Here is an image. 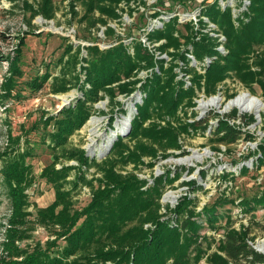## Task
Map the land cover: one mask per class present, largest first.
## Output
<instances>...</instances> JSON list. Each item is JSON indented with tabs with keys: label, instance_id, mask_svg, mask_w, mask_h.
<instances>
[{
	"label": "trees",
	"instance_id": "16d2710c",
	"mask_svg": "<svg viewBox=\"0 0 264 264\" xmlns=\"http://www.w3.org/2000/svg\"><path fill=\"white\" fill-rule=\"evenodd\" d=\"M78 1L84 9L81 22L106 25L110 19L120 17L119 3L130 0ZM177 1L188 6L191 0ZM202 3L200 13L217 25L225 36L224 42L202 30L206 27L202 18L197 29L190 21L180 24L178 16L171 17L162 28L149 33V39L153 41L164 39L159 47L170 57L167 63L163 59L155 60L139 40L129 45L119 41L105 49L90 45L85 56H79V46L76 50L71 43L67 46L65 52L71 60L64 61L62 72L55 77L53 91L66 92L75 85L81 96L57 113L41 117L45 127L43 143L53 149V161L41 170L39 176L51 185L55 196L45 207L34 206L35 221L49 229L53 238L44 244L38 242L32 249L18 244L28 238L31 230L29 217L33 213L29 210L26 190L33 185L34 175L32 166L26 162V157L32 154L30 148L22 149L20 138H12V145L0 154V175L10 202L0 264H199L202 260L206 264H264V254L248 243L249 231L244 224L236 227L228 218L226 226L219 228L223 229V234L212 251L208 250V236L200 234L202 221L214 230L219 227L214 226L221 218L218 204L234 201L226 200L222 195L213 205L198 208L199 198L193 193L203 186L193 179L183 182L190 191L184 193L174 207L164 206L160 203L164 184L173 182L179 171L174 178L158 177L153 185L142 189L144 182L134 174L123 175L116 170L119 164L138 163L145 155L154 156L157 150L179 149L178 135L190 128L206 132L210 127L208 119H195V110L191 111L193 120H186L187 109L195 106L194 99L199 91L207 96L213 95L219 84L233 77L252 94L257 93L256 85L264 97V0H250L247 9L236 14L230 5L221 7L218 0H202ZM25 4L31 11L28 22L39 14L44 18L55 16L52 0H39L36 7L27 0ZM168 9L172 6L169 5ZM71 10L78 14L74 3ZM96 11L98 17H95ZM158 14L154 9L153 15ZM179 25L186 29V34L178 28ZM112 31L113 27H106V34ZM220 44L226 53L218 50ZM22 45L24 39L21 36L15 54L1 59L8 62L2 83L7 96L11 95L16 78L23 73L20 68ZM129 47L135 50L131 48V51ZM189 50L199 64L206 57L210 59L204 72L190 64L186 55ZM62 59L63 56L60 61ZM179 62L182 63L181 70L190 75V86L186 87L185 81L178 77L176 68ZM143 68L152 71L141 80L138 74ZM46 78L35 79L33 83L41 86ZM134 90L143 94L142 99L136 103L130 129L124 136L115 138L111 150L100 159L101 162H96L102 175L97 178L98 186L93 187L83 171L69 180L71 171L79 167L66 165L62 160L76 159L86 167L95 161L90 159L89 163L83 150L69 146V137L89 118L94 103L104 98L111 104L118 103V94ZM237 116V111L233 110L227 118L218 117L213 131L216 143L228 146L242 137L253 140L251 134L230 123ZM113 119L111 114L109 123ZM162 120H166L165 125L160 123ZM253 121L250 116H245L246 124ZM49 126L52 128L48 130ZM126 138L133 141L132 147L125 143ZM258 152L257 161H263V140L258 143ZM58 163L60 168L56 167ZM202 173L204 175V171ZM232 176L229 172L223 174L226 179ZM79 182L91 187L90 201L82 209L74 207L72 194ZM68 184L72 187L67 188ZM238 204L245 211L255 205L264 206V192L243 198ZM60 240L63 242L59 243Z\"/></svg>",
	"mask_w": 264,
	"mask_h": 264
},
{
	"label": "rangeland",
	"instance_id": "374dc122",
	"mask_svg": "<svg viewBox=\"0 0 264 264\" xmlns=\"http://www.w3.org/2000/svg\"><path fill=\"white\" fill-rule=\"evenodd\" d=\"M25 1L0 0V154L12 145L11 140L15 137L20 138L19 146L22 149L29 147L32 153L26 157V162L32 166L34 175L33 185L26 190L30 202L29 210L33 213L29 217L31 230L28 238L18 242L20 247L32 249L38 242L44 244L46 240L53 238L49 229L40 226L35 221L34 206L45 207L54 200L55 196L51 185L39 176L41 170L53 161V149L47 143H43L45 127L41 117L57 113L62 107L72 105L75 99L81 96V92L75 85L66 92L55 93L53 91L55 77L62 72L64 61L70 59V55L65 52L67 46L71 43L72 48L75 50L79 46V56L82 54L85 56L86 49L91 44L98 45L97 42L102 43V41L95 35L96 32L93 31V29L96 30L97 24L100 23L95 22L88 25L86 21H80V16L84 9L78 0H74V2L73 0H52L55 7V16L44 18L39 14L32 18L30 22L28 20L31 11ZM27 1L36 7L39 0ZM212 1L209 0V2ZM218 1L223 8L226 5H230L235 14L244 9L243 5H241L242 0ZM73 3L78 14L72 13L71 4L73 5ZM202 4V0H191L188 2L189 7L177 0H130L127 3L126 1H121L117 8L121 14L120 17L110 20L115 28L123 34L116 29L107 34L105 32V40L111 45L103 48L116 45L119 41L129 45L131 42L139 40L148 52L154 56L155 60H160L162 58L156 57L154 52L142 42L140 39L141 34L145 33L150 43H155V47L160 49L159 45L164 42V39L153 41L149 39V33L162 28L164 22L170 19L168 14L171 13H189V17L184 18H180L177 15L179 23L183 24L190 21L196 24L194 26L198 29L197 21L193 22L192 20L194 19L191 16H197ZM169 5L172 6L170 10L168 9ZM130 9H132L131 13H129ZM154 9L159 12L157 16L153 15ZM142 13L144 14L143 17L141 16ZM95 14V17L99 16L97 11ZM151 23L157 26L148 28ZM72 27L75 29L74 33L73 31L71 32L73 30ZM178 28L184 34L187 33L183 26L179 25ZM21 36L24 39V45L21 46L20 61V68L23 73L16 78V84L11 91V95L7 96L3 90L2 83L7 74L8 62L1 61V59L5 58L2 56H13L15 54V49L18 47ZM129 37H133V39L126 41ZM131 48L129 47L130 50ZM132 49L135 50V48ZM160 50L164 52L162 49ZM62 56L63 59L60 61ZM149 69L151 68H143L141 70ZM73 72L75 74V71ZM44 76H47V78L41 83V86L33 83L35 79L42 80ZM139 85L140 82H138L137 86ZM190 85L187 84L185 86ZM254 86L257 90L256 94H252L238 80L230 77L219 84L216 93L213 95L207 96L202 91H199L198 97L194 99L195 106L187 109L186 120H192L191 111L195 110V119H208L210 127H208L206 132L202 133L200 129L190 128L188 132H181L178 135L179 149L157 150L154 156L145 155L141 158L142 161L138 163L129 162L116 166V170L119 173L123 175L134 174L138 179L142 180L144 182L142 189L153 185L158 177L174 178L176 171H179V175L175 177L173 182L166 181L164 184L160 197V203L164 206L174 207L180 197L190 191L188 185L183 182L193 179L203 186V189L193 193L199 198L198 208L203 205H213L222 195L226 200L234 201V203L227 201L224 204H218V214L221 218L214 225L215 227L219 226L217 230L202 221L203 226L200 234L208 236L209 251L216 249L218 238L223 234V229L219 228L226 226L225 222L228 218L233 220L234 226L239 227L240 224H244L248 228L250 237L248 243L253 248L258 249L257 246L264 245V206L255 205L245 211L238 204L243 198L259 196L264 192V160L257 161L259 154L258 143L262 142V140L264 141V107L257 114L253 111L242 110L237 106L225 107L228 100L239 97L245 92L258 97L264 103V97L261 95L259 88L256 85ZM137 95L138 91L134 90L132 93L118 94L116 96L118 103L111 104L108 99L104 98L93 104L91 115L69 137L68 143L69 146L83 150L89 163L91 162L90 159L95 161L94 164H87L88 166L86 167V164H81L76 159L62 160L66 165L79 167L71 171L69 180H73L79 171H83L86 179L92 181L93 187L98 186L97 178L102 175L96 162H101L100 159L104 157L105 152L111 150L115 138L124 135L122 133L123 135L112 137L124 120L128 119L131 121L132 117L129 118L128 115L130 113L133 114L135 111L133 107L135 98L133 97ZM212 96L221 97L219 105L209 104L202 107L201 101L208 100ZM233 110H236L238 114L234 124L240 126L246 133L251 134L254 137L253 140L242 137L236 143L228 146L216 143V136L213 131L218 124V117L227 118L228 114ZM111 114L114 119L112 123H109ZM245 116L253 118V123L246 124ZM165 122L166 120H162L160 123L165 125ZM51 128L49 126L47 129ZM124 141L132 147L133 141L130 142L129 138ZM104 145L108 149L105 150ZM100 150L103 151L102 154H99ZM193 151L198 152L201 157L187 160L186 157L191 155ZM1 166L2 161H0ZM56 167L60 168L61 164L58 163ZM203 171L204 175H202ZM224 172H229L233 176L226 179L223 177ZM66 187L71 188L72 184H68ZM72 194L74 207L82 209L90 201L91 187L86 183L79 182L72 190ZM9 209L10 202L0 175V254L4 224L10 212ZM161 210L164 211L165 208L162 207ZM62 242V240L59 241V243ZM259 252L264 254L262 251ZM199 264L206 263L202 260Z\"/></svg>",
	"mask_w": 264,
	"mask_h": 264
},
{
	"label": "built area",
	"instance_id": "2783aa9c",
	"mask_svg": "<svg viewBox=\"0 0 264 264\" xmlns=\"http://www.w3.org/2000/svg\"><path fill=\"white\" fill-rule=\"evenodd\" d=\"M250 4V0H242V2H241V5H243V7H244V9H241V10H245V9H247V7H248V5ZM177 15H179V17L180 18H184V17H189V13H183V14H179V13H171V14H168V16L171 18V17H174V16H177ZM178 17V18H179ZM191 17H193V19L194 20H192L193 22L195 21H197V25L199 26V23H198V21H199V19L200 18H202L203 19V21L206 23V28L204 29H202L203 31H206V32H209V34L210 35H212V36H215V37H217L218 38V40L220 41V42H224V40H225V36L221 33V32H219V30H218V27H217V25L215 24V23H213V22H211L206 16H204V15H202L200 12L197 14V16L196 15H193V16H191ZM191 20V19H190ZM113 22L111 21V20H109L108 21V23L106 24V25H103V24H97V26H96V30L95 29H93V31H95L96 32V36L100 39V41H102V43L101 42H97V44L101 47V48H103V47H105V46H109V45H111V43H107L106 42V40H105V38H106V34H105V31H106V27L107 26H111V27H113L114 28V30L116 29L115 28V26L112 24ZM196 25V24H195ZM153 26H157L156 24H154V23H151L150 24V26H148V28H151V27H153ZM73 28V30H71V32L73 31V33L75 32V29H74V27H72ZM117 30V29H116ZM118 31V30H117ZM119 33H121L120 31H118ZM72 33V34H73ZM121 34H123V33H121ZM133 39V37H129L128 39H126V41H130V40H132ZM140 39L142 40V42L144 43V44H146L148 47H149V49L152 51V52H154V55L156 56V57H159V58H162L163 60H165V58H166V60L165 61H169V59H170V57L168 56V54L164 51V52H162L160 49H157L156 47H155V43L154 44H151L150 43V41L148 40V37L146 36V34L145 33H143V34H141V36H140ZM224 39V40H223ZM90 44H91V42H89ZM92 45V44H91ZM191 48V47H190ZM218 50L220 51V52H222V53H226V49L224 48V46L222 45V44H220L219 46H218ZM131 51H132V49H131ZM186 55H187V57L189 58V61H190V64L191 65H193V66H196L197 67V69H198V71L199 72H204V66L205 65H207V64H209V62H210V59L209 58H204V60L199 64L196 60H195V57L193 56V54H192V52H191V50H189V51H187L186 52ZM181 67H182V63L181 62H179V66L177 67L178 69H176L177 71H178V77L179 78H182L184 81H185V85H187V84H191V80H190V75L189 74H187V73H185L184 71H182L181 70ZM156 69H157V67H156ZM151 72V69H149V70H145V71H143V70H140L139 71V74H138V76L140 77V78H145L146 76H148V74ZM142 74V75H141ZM142 96H143V94H141L139 91H138V95L137 96H135V97H133V98H135L134 99V108H135V111L133 112V114H129L128 115V117L129 118H131L133 115H134V113H136V103L137 102H139L141 99H142ZM132 98V99H133ZM127 117V118H128ZM190 120V119H189ZM193 120V119H192ZM192 120H190V121H192ZM234 120L235 119H232L231 120V122L230 123H234ZM130 122L131 121H129L128 119L127 120H124L123 122H122V125L121 126H119L118 127V129H117V131L116 132H114L115 134H113V136L112 137H116L117 135H120V134H126L127 133V131L130 129ZM122 134V135H123ZM123 135V136H124ZM105 146V150L106 149H108V147L106 146V145H104ZM101 151V150H100ZM103 153V151H101V152H99V154H102Z\"/></svg>",
	"mask_w": 264,
	"mask_h": 264
},
{
	"label": "bare ground",
	"instance_id": "6f19581e",
	"mask_svg": "<svg viewBox=\"0 0 264 264\" xmlns=\"http://www.w3.org/2000/svg\"><path fill=\"white\" fill-rule=\"evenodd\" d=\"M220 101H221V97L212 96L208 100L201 101L200 104L202 107L209 105V104L219 105ZM232 106H237L241 108L242 110L253 111L254 113L257 114L264 107V103L258 97L245 92V93H242L239 97H235L231 100H228V102L225 105L226 108L232 107ZM199 157H201V155L198 152L193 151V153L189 155L188 157H186V159L190 160L192 158H199ZM170 197H172V195H170ZM257 247L260 251L264 252V245L261 244Z\"/></svg>",
	"mask_w": 264,
	"mask_h": 264
},
{
	"label": "water",
	"instance_id": "95a60500",
	"mask_svg": "<svg viewBox=\"0 0 264 264\" xmlns=\"http://www.w3.org/2000/svg\"><path fill=\"white\" fill-rule=\"evenodd\" d=\"M108 153V150L105 152V154ZM256 249V248H255ZM256 250H259V249H256ZM260 251V250H259Z\"/></svg>",
	"mask_w": 264,
	"mask_h": 264
}]
</instances>
